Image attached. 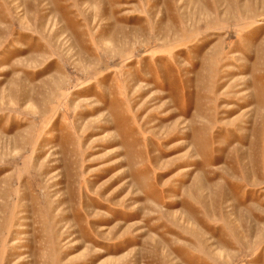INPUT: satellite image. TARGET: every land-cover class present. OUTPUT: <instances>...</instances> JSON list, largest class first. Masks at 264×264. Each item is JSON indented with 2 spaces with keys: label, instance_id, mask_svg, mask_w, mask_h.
I'll use <instances>...</instances> for the list:
<instances>
[{
  "label": "rangeland",
  "instance_id": "1",
  "mask_svg": "<svg viewBox=\"0 0 264 264\" xmlns=\"http://www.w3.org/2000/svg\"><path fill=\"white\" fill-rule=\"evenodd\" d=\"M0 264H264V0H0Z\"/></svg>",
  "mask_w": 264,
  "mask_h": 264
}]
</instances>
